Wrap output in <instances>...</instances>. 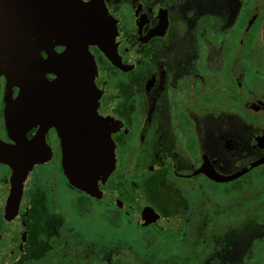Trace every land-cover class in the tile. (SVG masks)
<instances>
[{"label":"flooded vegetation","instance_id":"obj_1","mask_svg":"<svg viewBox=\"0 0 264 264\" xmlns=\"http://www.w3.org/2000/svg\"><path fill=\"white\" fill-rule=\"evenodd\" d=\"M103 1L117 58L89 49L114 168L84 192L57 129L28 128L43 162H0V264H264V0Z\"/></svg>","mask_w":264,"mask_h":264},{"label":"water","instance_id":"obj_2","mask_svg":"<svg viewBox=\"0 0 264 264\" xmlns=\"http://www.w3.org/2000/svg\"><path fill=\"white\" fill-rule=\"evenodd\" d=\"M116 21L103 0H0L5 126L15 141L0 139V162L19 171L43 162L41 141L35 137L32 150L25 132L36 124L54 126L70 184L96 194L98 182L104 184L114 168L111 135L117 122L98 107L96 63L89 47L115 60Z\"/></svg>","mask_w":264,"mask_h":264}]
</instances>
